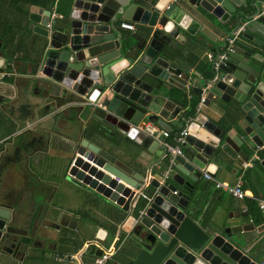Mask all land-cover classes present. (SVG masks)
I'll list each match as a JSON object with an SVG mask.
<instances>
[{"label": "water", "instance_id": "95a60500", "mask_svg": "<svg viewBox=\"0 0 264 264\" xmlns=\"http://www.w3.org/2000/svg\"><path fill=\"white\" fill-rule=\"evenodd\" d=\"M51 13L35 5L29 9L30 29L40 45L35 79L54 106L76 98L92 102L81 103V114L88 127L108 135L109 141H102L110 148L80 134L65 180L129 215L134 223L127 264H264V255L250 256L235 238L253 230L252 225L221 233L201 225L191 208L197 194L190 183L203 172L212 176L216 166L210 160L218 163L231 151L238 156L264 146V0H71L64 14L51 19ZM119 20L147 30L133 45L121 37ZM242 23L246 27L220 63L217 80L209 82L213 60ZM225 32L227 37L219 38ZM176 42L203 63V74L195 71L191 77L193 61L177 53ZM188 88L204 101L190 117L170 177L163 179L170 156L137 127L151 123L167 132L182 129ZM210 112H232L234 122L217 123ZM121 141L154 159L148 172H135L117 158L113 151L142 162ZM142 193L151 197L149 203ZM9 214L0 206V231ZM77 220L59 212L55 230H75ZM85 253L102 255L94 245Z\"/></svg>", "mask_w": 264, "mask_h": 264}, {"label": "crops", "instance_id": "0c3cea01", "mask_svg": "<svg viewBox=\"0 0 264 264\" xmlns=\"http://www.w3.org/2000/svg\"><path fill=\"white\" fill-rule=\"evenodd\" d=\"M70 1L55 0L53 5L41 7L59 16L66 12ZM29 9L30 5L23 0H0V205L13 208L17 197L22 196V211L14 214L13 224L23 232L13 244L7 245L10 248L6 254L2 255L0 249V264H95L98 257L85 253L89 245L102 253L115 250L105 264H127L125 252L130 246L134 223L129 215L117 205L65 180L67 163L72 159L75 147L73 141L80 134L104 149L110 148L97 136L89 138L83 133L87 125L81 114L80 100L64 101V104H58L60 106L46 102L42 85L35 79L40 76L36 72L40 45L39 36L30 29ZM120 22L134 25L133 31L121 30V37L129 39L133 45L139 33L142 35L147 30L132 21L119 20L117 26ZM226 32L219 38L225 39ZM175 49L177 53H183L181 55L187 53L193 61L188 70L192 78L195 79V71L203 74V63L182 43L176 42ZM179 94L182 93L179 91ZM192 96L196 97L188 88L184 111L189 109ZM224 113L210 112L209 115L217 123L224 119L233 123L234 114ZM180 130L172 127L169 133ZM121 143L126 149L140 154L142 162L119 157L117 151H113L117 158L135 172H148L154 159L130 143ZM263 160L264 146L242 151L238 156L231 151L230 156L223 154L218 163L209 161L216 166L210 172L211 177L230 186L240 183L246 193L244 199H237L215 187L212 181L204 178V172L196 182L190 181L197 194L191 205L195 218L217 233L226 227L252 225L253 230L249 228L235 238L254 258L264 255V219L259 211L250 207L249 201L264 198ZM18 188L23 190L21 194L16 192ZM59 212L78 219L75 230H55ZM66 256L71 257L67 262L57 259Z\"/></svg>", "mask_w": 264, "mask_h": 264}, {"label": "built area", "instance_id": "2783aa9c", "mask_svg": "<svg viewBox=\"0 0 264 264\" xmlns=\"http://www.w3.org/2000/svg\"><path fill=\"white\" fill-rule=\"evenodd\" d=\"M55 17H56V15L54 13H51V19H53ZM245 27H246V23H242L236 30L233 31V33L230 37L225 39V48H224L222 54L219 55L217 59L213 60L214 74H213V76L209 82H215L217 80L218 68H219L220 63H222V61L226 58V55L228 53L232 52L233 46L236 44V42L238 40L239 33H241ZM118 28L121 30H129V31H133L135 29L134 25L131 23H128V22H120L118 24ZM209 57L211 58V56H209ZM203 101H204V96L202 95L199 97L198 108H200ZM91 103L92 102L85 101V102H82V105H87V104H91ZM190 121H191V118H188L186 120L183 119L184 128L175 134H170L169 132L160 129L159 127H157L156 125H153L151 123L140 124L137 127V129L139 131L146 133L151 138L158 141L163 146L166 154L170 156L167 168L163 171V174H162L163 179H168L170 177V172L174 168V159L173 158L176 155H181V153H182L181 152V146L184 144L185 137L188 134L187 127H188V124L190 123ZM262 129L264 130V124L262 125ZM203 175H204V178L206 180L212 181L214 183L215 187L224 189L231 196H233L237 199H244L245 198L246 193L242 190L240 183H236V185L230 186V185H226L225 183H219L213 177L206 174V172H204ZM140 196L146 203H149L151 200V197H149L148 195H146L144 193L140 194ZM254 201L256 203V206H257L259 213L261 214L262 218L264 219V198L263 197L254 198ZM143 211H144V209L140 210L138 212L137 218L141 217V215L143 214ZM114 251H115L114 249H112L110 251L109 250L104 251L102 253V255L95 260V264H105L106 260L114 253ZM57 259L60 261H63V262H67L71 259V257L66 256V257H63V258L61 257V258H57Z\"/></svg>", "mask_w": 264, "mask_h": 264}, {"label": "flooded vegetation", "instance_id": "af4514ba", "mask_svg": "<svg viewBox=\"0 0 264 264\" xmlns=\"http://www.w3.org/2000/svg\"><path fill=\"white\" fill-rule=\"evenodd\" d=\"M20 137V136H19ZM71 163V160L68 161L67 163V166H69ZM25 190V189H24ZM20 191H23L21 190V188L19 189H16V192L21 194ZM17 204L15 207L13 208H10L9 206L5 207L4 205H0L1 207H4L5 209H7L10 214L8 216V219L7 221L5 222V225L3 227V230L0 231V249L2 251V255L3 254H6L8 252V249L10 248V246H7L9 245V243L11 242L13 244V240L15 241V239H17L18 236L22 235L23 232L21 230H19L13 223H14V214L19 211L21 212L22 211V206H21V202L22 201V196L19 195L17 197ZM17 234V235H16ZM3 237L4 241L2 242V238ZM6 245V246H5ZM15 254H19L15 252Z\"/></svg>", "mask_w": 264, "mask_h": 264}, {"label": "trees", "instance_id": "16d2710c", "mask_svg": "<svg viewBox=\"0 0 264 264\" xmlns=\"http://www.w3.org/2000/svg\"><path fill=\"white\" fill-rule=\"evenodd\" d=\"M26 4L32 6V5H35V6H42V7H49V5H53V3L55 2V0H23ZM11 69V67H9ZM192 98V101L190 102V106H189V109L185 112V115L183 116V119L186 120L190 117H193L195 115V112H196V105L198 104L199 102V97H191ZM185 100V98H184ZM83 133L85 134L86 137H89V138H93V136H97L98 138L101 139H106L107 141H109V138H108V135L104 132V131H101V132H96L93 128H90V127H86V129L83 131ZM249 205L251 208H255L256 211H258L257 209V206H256V203L255 202H252V201H249ZM252 210V209H251Z\"/></svg>", "mask_w": 264, "mask_h": 264}]
</instances>
